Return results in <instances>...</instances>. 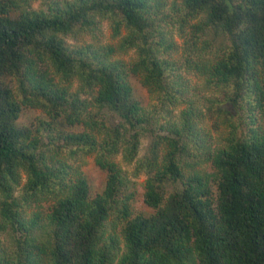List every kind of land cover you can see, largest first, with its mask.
Returning <instances> with one entry per match:
<instances>
[{
    "label": "trees",
    "instance_id": "1",
    "mask_svg": "<svg viewBox=\"0 0 264 264\" xmlns=\"http://www.w3.org/2000/svg\"><path fill=\"white\" fill-rule=\"evenodd\" d=\"M34 1L0 0V264H264V0ZM170 27L187 35L182 62ZM191 73L237 103L222 146L201 110L217 99ZM24 108L48 121L22 124ZM106 108L119 123L100 119ZM148 134L146 213L113 157L133 161ZM79 151L107 172L101 191L71 163Z\"/></svg>",
    "mask_w": 264,
    "mask_h": 264
},
{
    "label": "rangeland",
    "instance_id": "2",
    "mask_svg": "<svg viewBox=\"0 0 264 264\" xmlns=\"http://www.w3.org/2000/svg\"><path fill=\"white\" fill-rule=\"evenodd\" d=\"M45 0H37L34 1V6L35 7H43L45 5ZM168 3V7H170L171 3L173 0H165ZM178 25V23L176 24ZM174 30L173 34V39L176 43V48L171 52L170 56L171 58H174L178 60L179 62H182L183 59V53H184V48H185V41L187 38V35L182 34V30H180L177 27H170ZM102 40L104 43H117V39H113L111 37L112 34V29L108 24L102 25ZM71 43H74L73 39H70ZM133 54L129 53L127 55H121L120 57H123L125 61L131 62L133 61ZM168 56V55H167ZM186 70L185 68H183ZM189 77L192 80V84L195 86H199L200 91L203 95L209 98H214L217 99L216 104L209 103L208 105L206 104L205 107H201V110L204 111L205 119L204 121V126L207 128L210 133H209V138L208 141L213 145V146H222L223 139H225L229 135V129L227 128V125H229V122H223V120L226 119V109L230 111V113H233L236 115V118H238V112L236 107H234L237 103L236 102H229L227 99V94L230 92L226 89L221 90V91H214L213 88L208 87L205 82V76L200 75L197 73H191L189 74ZM131 82L134 87V92L136 96L141 100L142 104L144 107H146L148 110L153 109L156 105L155 103L157 102L156 100L153 99L152 95L148 91V89L142 85L141 81L139 78L132 76L131 77ZM232 96L233 94L230 93ZM222 102V103H221ZM219 103H221L222 107L221 109L218 108ZM159 106V105H158ZM185 105H182L176 113H179L182 108H184ZM161 109V107H159ZM94 111L97 112V108H94ZM160 118H159V113L158 116H156L158 119H161L162 121L165 120V111L163 109L160 110ZM242 114V112H241ZM171 115H174L171 114ZM103 119L108 125H115L119 123L120 117L118 116L117 113L112 111L109 108H106L101 112L100 119ZM41 120H47L46 113L42 111L41 109H29V108H24L23 113L20 117V122L25 125L37 127L40 125ZM201 124V123H200ZM84 126L78 125L74 127H70L68 131L70 132H81L84 130ZM47 134L48 132L45 131ZM156 133H159L160 135H168L167 131L165 130H160L158 124L156 125ZM153 137L152 134H148L146 136H142L141 141H140V146H139V152L137 156H135L133 161H129L127 156L119 152L117 155L113 157V159L124 169L127 177L134 183V191L135 194L133 196L132 202H133V209L135 211H143V212H153V208L150 207L144 199L145 195V183L147 179L146 172L144 168H141L140 161L144 159L146 153L148 154L149 148L151 146ZM164 148V146L162 145ZM67 158L70 160V154H67ZM71 163L73 165H80L81 169L83 172L86 174L88 179L90 180L91 184L93 187L97 190H102L105 183H106V177H107V172L103 170L99 165L96 163V155L94 154H86L83 151H79V154L75 156V158H72ZM209 168L211 169V165H209ZM167 190V195L170 194L175 190V185L172 184V182L168 183L166 186ZM48 205H43L42 208H37L33 207L31 208V211H35L38 209L46 210ZM1 219V215H0ZM10 244V241L8 239V233L6 231L0 230V249H5L8 248Z\"/></svg>",
    "mask_w": 264,
    "mask_h": 264
}]
</instances>
